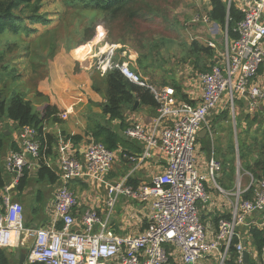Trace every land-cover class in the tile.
I'll use <instances>...</instances> for the list:
<instances>
[{"label": "built area", "instance_id": "2783aa9c", "mask_svg": "<svg viewBox=\"0 0 264 264\" xmlns=\"http://www.w3.org/2000/svg\"><path fill=\"white\" fill-rule=\"evenodd\" d=\"M231 4V0L230 3ZM244 18L235 29L238 38L226 41L220 60L206 73H199L202 101L197 105L178 101L169 87L156 88L134 71L130 61H121L117 44L108 42L104 29L91 52L80 63L102 77L118 70L131 83L153 93L159 117L151 128L141 123L129 126L125 135L144 144L141 155L128 157L143 163L156 149L167 157L166 170L141 185L127 180L109 183L107 176L117 159V153L103 143L91 140L84 150V160L77 158L68 144L61 145V187L55 203V220L62 228L27 229L22 204L14 201L11 192L23 177L28 157L40 159L42 145L39 131L33 127L19 130L20 152H12L5 168L14 180L4 189L3 211L0 212V248L18 249L24 237L33 239L28 264H228L229 252L235 248L243 263L245 247L240 241L239 228L251 215L258 213L264 228V178L257 181L253 199H243L246 191L227 192L217 183L223 164L212 157L207 171L196 163L197 141L208 118L221 106L234 112L236 101L242 100L251 112L264 101V90L257 76L264 64V0H252L242 9ZM195 21H198L196 18ZM205 23L209 18L205 17ZM211 48H216L213 42ZM69 112L59 115L66 120ZM87 177L107 185V213L103 217L96 209H88L81 220L74 215L78 206L76 195L69 188L71 180ZM230 203V218L221 219L217 230L210 232L202 221V211L211 201L208 185ZM145 205L151 211L146 231L138 235L119 236L110 228V218L120 200ZM80 228L81 231H76ZM264 259V249L262 251Z\"/></svg>", "mask_w": 264, "mask_h": 264}, {"label": "crops", "instance_id": "0c3cea01", "mask_svg": "<svg viewBox=\"0 0 264 264\" xmlns=\"http://www.w3.org/2000/svg\"><path fill=\"white\" fill-rule=\"evenodd\" d=\"M207 1L210 2V0H198V9H188L186 11L185 16L188 17L189 21L186 22L184 26H189L191 28V32L187 31L188 35L191 37V44L197 42L205 47H210L209 43L213 42L216 45V48L212 49L214 51V58H216L217 63V59L220 60L221 55L226 50L227 39H233L229 38L227 29H221L219 25L211 21L209 23H205L204 19L205 17L209 18L208 14L211 10V2L209 6L210 8H208V5L206 4ZM224 1L228 4V7L234 5L241 12L242 9L248 7V5L252 2V0H231V4H229L230 0ZM189 2L192 1L189 0ZM196 18L198 21H195ZM99 29L104 28L102 27ZM218 36L223 39L222 42H219V40L217 41ZM95 38L93 39L94 44L84 47L87 48L84 54L88 55L91 52L93 45L99 42L100 37L98 38L99 40H95ZM222 44H224V50L221 48ZM81 51L78 50L74 52L73 56L70 55L71 53L67 54L65 50L58 52L51 60L48 61L46 65L45 78L40 82L36 90L40 95L31 93L28 96L35 109L37 108L39 110L38 112H43L47 106L58 110V114L56 116H51L44 122L43 131L45 137L46 135L50 134L57 136L58 143L52 147L51 155L46 156V152L49 149L48 139L46 137V148L45 152L42 154L43 157L40 159H31L28 157L27 168L29 171V179L27 185H25L22 190H17L16 188L19 185L18 183L16 186H14L11 192L13 200L19 202L23 206L24 220L26 219L25 225L27 229L55 228L60 230L62 228V226L60 228V224L62 223L56 222L55 220V203L57 200V193L60 188H57L53 191L54 186L57 185V187H59L58 181L60 179H58V181L55 183H52L48 179L45 180L40 178L39 170L41 168V163L55 170L59 178L61 160L60 147L61 145L65 144H68L74 155L83 161L84 150L89 143V140H92V138L88 137L89 135L87 134L90 132L92 126L98 124V121L103 116L102 104L106 102V99L102 94L95 90L94 85L97 82L95 77L96 75H93V73L88 74L89 70L86 69L88 63L79 62V59L84 60L86 57V55L81 57ZM126 55L128 54L126 53ZM130 57L129 60L127 58L126 61H130L131 66L137 68L135 64L137 56L132 54ZM205 59L206 57L203 56V60ZM185 64L188 68L186 69L187 73L190 74L186 77L184 82H181L177 79V83L181 86L183 93L187 95L191 103L198 106L202 101V86L198 77L200 72H198L199 70L194 69L193 64H191L190 61L186 62ZM212 66L213 64L211 65V68ZM66 74H68L70 78H67ZM143 78L146 79L148 84L156 88H171L174 92L175 98L178 101L186 102L181 100L174 87L163 86V82L160 77L153 76L152 79L150 76H143ZM256 80L264 90V64L261 66ZM31 96H35L36 100H33ZM136 101L138 102V105H132V107L127 109L125 112L126 129L135 123H141L147 128L153 127L159 117L158 106L155 107L143 105L138 99ZM236 102L238 106H235L234 112L230 109V106H221L218 111L208 118L209 124L207 127H203L197 141V158L203 162H207L210 158L214 157L216 159L219 158L218 160L222 162L223 159L216 155V148L218 149L219 146H222L223 150H226L230 139H232L235 150V165L237 168L234 180V182L237 181L236 190L241 189L242 191L247 192L253 186L255 189L256 181L253 180V177L249 173H243L246 174V179L249 180V182L247 181L248 185L243 189L241 181V175L243 174L241 173L240 162V140L242 136H244V134L248 131L250 120H253L257 116H261L264 122V101L254 112H251L248 109L249 106L245 105L242 100H237ZM227 110L230 112L227 114L228 117L222 118ZM66 111L69 112L68 118L66 120L60 119L59 115L65 113ZM57 117L58 120H56ZM105 121H109V119L106 117ZM110 123L111 125L109 126H111L113 129H119V122ZM0 129L1 131H4L5 135L7 136L5 146L2 150L1 162L6 172L5 178L7 184L4 187L5 189L11 185L14 180V174L9 173L5 168L6 160L13 152L12 145L17 143L20 149H22V147L20 139H14L12 135L14 131L19 134L20 129L17 128L15 123L14 128L1 123ZM255 129L256 126H254L251 131H254ZM125 131L126 130L121 132V136H123L126 140L127 147H122L116 152L117 159L115 162L117 163L114 164L118 167H115L114 165L112 166V169L107 176V180L109 183L119 182L122 180H127L129 182V179L131 178L137 185L149 183L154 177L162 174L166 170L167 157L161 152V150L156 149L152 152L151 157L147 158L143 163L140 161L131 162L128 157H123L124 149L126 154L130 156L141 155L144 150V144L137 140L128 139L125 135ZM73 136H81L83 140L80 143L75 144L72 138H69ZM42 138V135H40V141L43 143ZM254 159H256V156H254ZM221 174L218 180L220 179ZM217 183L220 186L219 181ZM227 184L229 185L230 183L227 182ZM69 188L71 191H73L78 200V206L74 209V215L78 221H80L82 215L91 208L96 209L103 217H105L107 213L105 202L108 192L106 184L91 178L81 177L71 180L69 183ZM221 188L224 189L223 187ZM4 189H0V212H2L4 208ZM224 190L229 191L230 189ZM216 193L217 194L215 197H211V201L206 209L202 211L203 222L208 227L210 232H215L217 230L218 225L216 224L215 219L224 213H226L225 215H228L231 210L230 203L231 201H234V199L227 200L217 191ZM130 203L133 202L125 201L120 205L121 207L122 205L128 206ZM145 209L149 210L147 206L139 204V212H143ZM138 211L133 213V218L135 219L132 220H127V213L124 214L123 218L118 217V214L113 216L115 214L113 213L110 218V228L119 236H135L143 233L148 227L149 216L148 218L146 216L145 219H141L138 216ZM246 221V225L242 228H239L238 230L239 236L241 238L240 241L245 247V252L247 251L250 256L248 264H264L262 253H259L257 248V245L260 241L254 235L255 229H258L264 233V228H262L261 225L260 214H253L248 217ZM75 230L81 231L80 228H75ZM32 245L33 239L25 236L22 241V245L18 249L2 250L7 255L9 264H28V255ZM242 264H245L244 258Z\"/></svg>", "mask_w": 264, "mask_h": 264}, {"label": "trees", "instance_id": "16d2710c", "mask_svg": "<svg viewBox=\"0 0 264 264\" xmlns=\"http://www.w3.org/2000/svg\"><path fill=\"white\" fill-rule=\"evenodd\" d=\"M69 3L70 8L78 9V11H85L91 14H96L97 17L91 20L87 25L83 26L79 30V39L77 42L72 43L67 39L64 42V48L71 54L80 50L88 45L96 37L99 28H105L109 31L108 41L110 43L117 44L120 53H127L128 57L117 59L121 61L129 60L130 55L134 54L138 58L136 59V66H132V69L142 76H153L159 74H168V71L161 68V65L157 64L155 59L157 58L156 51L149 50L151 44L146 40H141L143 27L148 26L150 28L160 27L161 37L167 39L173 37L174 31L179 24L176 17V11L180 8L182 0H71ZM30 0H0V37L3 35L11 34L15 36V39L5 43V50L2 49V42L0 41V71L11 69L13 72L18 73V68L23 65L25 72L22 76L15 75L14 78H20V89L26 86L28 92L23 94L22 92L11 93L8 88V83L1 81L0 83V126L4 118L12 120L18 129L24 127H33L37 129L42 135V153L45 152V141L48 139L49 149L46 152V156L51 155L52 147L57 145V136L45 135L44 122L51 116L58 114L57 109H53L47 106L43 112H36V109L31 100L28 99L29 94L34 93L40 95L36 90L38 84L45 78L42 77L44 71L40 70L41 67H46V64L51 60L58 52L60 47L55 43L54 39H46L44 41L41 38L35 37L38 34V27L46 28L51 23L47 13H40L41 7H36L33 13L27 14L23 10V7L29 5ZM211 10L209 12V18L211 22L216 23L224 30H228L230 39H237L238 36L234 32L237 24L243 20V13L238 10L234 5L228 7V4L224 0H210ZM31 7V6H30ZM24 11V12H23ZM100 19L97 20V18ZM48 29V28H47ZM32 31H36V35L31 34ZM165 33V34H164ZM30 34V35H29ZM26 36L30 38L25 39ZM111 37V38H110ZM23 39L30 41V45L23 47ZM131 47L132 42H137ZM23 47V48H22ZM154 49L157 48L155 45ZM190 55L184 60L185 63L190 61L193 64L195 70H199L200 73H206L211 70V65L216 63L214 58V51L210 47H205L197 42L192 43L190 46ZM146 51V53H144ZM148 54V59L145 56ZM32 55L36 56V62L32 61ZM203 56L206 57L203 60ZM147 57V56H146ZM19 58V63L16 59ZM131 59V57H130ZM188 60V61H187ZM1 73V72H0ZM170 74L167 79L162 81L163 86H172L176 89L181 100H184L190 104L191 101L187 95L183 93L181 86L177 83L176 73ZM96 75L95 90L102 94L106 99V102L102 104V113L109 119L110 122H119V129H113L109 125L95 124L87 134L96 142L103 143L109 150L117 152L122 147H127V142L121 132L126 130V118L125 112L127 109L134 106L136 100H140L143 105L157 107V101L153 93L150 90L137 86L127 80L118 70L110 71L106 76L102 77L99 72H94ZM33 76H37V81L31 79ZM40 77L41 80H40ZM160 76V75H159ZM157 76V77H159ZM163 79V76L160 77ZM194 105V104H193ZM229 110L222 116L227 118ZM260 118V119H259ZM58 120V117L56 118ZM249 120V119H248ZM256 126L254 131H251ZM75 144L80 143L83 138L81 136L69 137ZM7 136L4 131L0 129V189H4L6 186L5 170L2 166V150L5 146ZM90 142V140H89ZM13 152H20L21 149L17 143L12 145ZM124 154L126 151L124 149ZM128 155V154H127ZM216 155L222 158L223 170L220 179L218 180L220 186L224 189L230 187L233 184L236 176V159L235 150L232 139H230L226 150H223L222 146L216 148ZM256 156V159H254ZM219 159V158H218ZM240 162L241 173H249L254 181H261L264 178V122L261 116H257L253 120H250L248 131L242 136L240 140ZM39 177L48 179L50 182L55 183L58 181V175L51 167L41 163L39 170ZM29 179L28 168L23 170V177L19 180L17 190H22L27 185ZM227 182L230 184L228 185ZM130 184L137 185L134 180L129 179ZM254 193V186L243 194V199L250 200ZM220 215L215 219L216 224H219L221 219H229L230 213ZM203 221V218H202ZM62 224H60L61 228ZM263 232L258 229L254 230V235L260 241L257 245L259 253H262L264 249V237ZM237 240L229 252L230 259L228 264H240V255L235 248ZM0 264H9L8 257L5 252L0 249Z\"/></svg>", "mask_w": 264, "mask_h": 264}, {"label": "rangeland", "instance_id": "374dc122", "mask_svg": "<svg viewBox=\"0 0 264 264\" xmlns=\"http://www.w3.org/2000/svg\"><path fill=\"white\" fill-rule=\"evenodd\" d=\"M191 1L192 2H189V0H182L180 8L177 9L176 17L178 18L179 24L177 25V27L174 31L175 34L172 35L173 37H169L167 39H164L161 37V33L158 32V31H161L160 27L150 28L148 26L143 27L142 34L140 35L141 40H146L152 45L151 48H149V50L156 51V53H157V58L155 59L156 63L161 65L162 69H164V70L166 69L168 71L167 75H165V74H159L160 76L157 75L159 77L163 76L162 81H164V78L167 79V77L170 74L174 75L173 73L175 72L177 79L181 82H184L186 77L190 74V73H187L186 69H188V68H187L185 61H184L190 55V52H191L190 46L192 45L191 44V42H192L191 37L188 35V32H187V31L191 32L190 31L191 28L189 26H184V24L189 21L188 17L185 16V13L188 9H190V10L198 9V6H197L198 0H191ZM71 2H72L71 0H30L29 5H27V7H23V10L27 14L33 13L34 10L36 9V7H41L40 13H47L49 18L51 19V23L49 24L48 27H46V28H43L41 26L38 27V30H37L38 34H37V36H35V37L41 38V40L44 41V44H43L44 46H46L45 45L46 39H50V37H51V39H54L55 43L58 44V46L60 47L59 52L62 50H65L64 42L67 39L71 40L72 43L77 42V40L79 39V37H78L79 30L83 26L87 25L91 20H94L97 17L96 14H91V13H88V12H85L82 10L78 11V9L70 8L68 5ZM206 4L208 5V8H210L209 7L210 2L207 1ZM98 19H100V17H98L97 20ZM104 30H106L107 34L109 33V31L107 29L104 28ZM31 34L36 35V31H32ZM28 38H30V37L26 36L25 39L28 40ZM14 39H15V36H13L11 34L1 36L0 41L3 44L1 47V50L2 49L5 50V43L6 42L8 43L10 41H13ZM25 39H23V45H24L23 47H27L28 45H30L29 44L30 41L27 43V41H25ZM111 40L109 39L110 42H111ZM218 40H219V42L220 41L222 42L223 39H221V37L218 36L217 41ZM136 43H138V41L132 42L131 47H133V45H135ZM92 44H94V41L89 43L88 45L90 46ZM88 45H86V46H88ZM155 45L157 46L156 49L153 48ZM221 48H222V50L225 49L224 44H222ZM81 50H82V48H81ZM81 50H79V51H81ZM66 53L70 54V52H68V51H66ZM144 53H146V51ZM70 55L73 56V53ZM84 55H86V54H84ZM146 56H145V59H148V54ZM36 60H37L36 56L32 55V61L36 62ZM19 61H20L19 58L16 59L17 63H19ZM39 67H40V70L44 71V73L46 72L45 71L46 67L45 68L41 67L40 63H39ZM0 72H1L0 73V83H1V81H3L4 83L7 82L8 88H9L11 93L22 92L23 94H25L28 92V89L26 88V86H24L22 88L23 90L20 89V83H21L20 78H18V77L14 78L15 75L22 76L24 74L25 69H24L23 65L19 66L18 73L13 72L11 69L0 71ZM89 73L91 74L92 72L89 71L88 74ZM66 75H67V78H70V76L68 74H66ZM43 76H45V74H43V72H42V77ZM88 76H90V75H88ZM42 77L39 76L40 80ZM31 79H33V81L38 80L37 76H33ZM31 98L33 100H36L35 96H31ZM28 99H29V97H28ZM236 105L238 106L237 103H236ZM38 111L39 110L36 108V112H38ZM105 119H106V117L103 115L101 117V119L99 120L100 122L98 121V123L104 124V125L105 124L111 125V123L109 121H105ZM2 123L10 126L11 128H14V122L8 118H4ZM12 135H13L14 139L19 140V134H17L15 131ZM115 163H117V162H115ZM196 163H197V166L199 168H203L204 171L205 170L207 171V165L205 162H203L202 160H199L196 157ZM114 166H115V164H114ZM115 167H118V166H115ZM218 178H217V182H218ZM246 178H247L246 174L241 175V181H242L243 189H244V187H246L248 185V182H249V180H247ZM209 184L210 185H208V187H209L208 194L210 197L213 198L216 196L217 193L215 190L210 189L212 187V184L211 183H209ZM58 185H59V187H57V185L54 186L53 191L56 190L57 188L59 189L61 187V180L58 181ZM236 187H237V181H235L233 184L230 185V187L228 188L230 190L227 192L236 191ZM123 202H125V201L122 199L119 201V203L117 204V207L115 208V211H114L115 214L113 216L118 214V217L123 218L124 214L127 213V216H126L127 220L135 219V218H133V213H135V211H138L139 204L130 203L128 206L122 205V207H121L120 204ZM137 213L141 219L142 218L145 219L146 216L148 218L151 211L148 209H145V210H143V212L138 211ZM137 219H139V218H137ZM25 220H24V222L26 223ZM25 227H26V225H25Z\"/></svg>", "mask_w": 264, "mask_h": 264}, {"label": "water", "instance_id": "95a60500", "mask_svg": "<svg viewBox=\"0 0 264 264\" xmlns=\"http://www.w3.org/2000/svg\"><path fill=\"white\" fill-rule=\"evenodd\" d=\"M135 105H136V106L138 105V102H137V101L135 102ZM249 257H250V256H249V253H248L247 251L243 253V258H244V263H245V264H248V262H249Z\"/></svg>", "mask_w": 264, "mask_h": 264}, {"label": "bare ground", "instance_id": "6f19581e", "mask_svg": "<svg viewBox=\"0 0 264 264\" xmlns=\"http://www.w3.org/2000/svg\"><path fill=\"white\" fill-rule=\"evenodd\" d=\"M99 37H96L95 39H98ZM99 40V39H98ZM93 48V47H92ZM87 50V48H84V49H82V51H81V54H82V56L84 55V53H85V51ZM81 56V57H82Z\"/></svg>", "mask_w": 264, "mask_h": 264}]
</instances>
